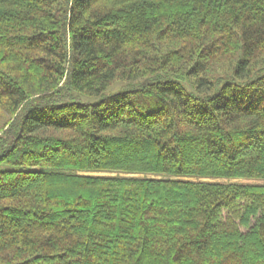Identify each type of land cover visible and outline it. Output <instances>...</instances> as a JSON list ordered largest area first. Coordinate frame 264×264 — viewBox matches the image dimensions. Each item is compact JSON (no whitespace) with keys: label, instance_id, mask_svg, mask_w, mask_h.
Instances as JSON below:
<instances>
[{"label":"trees","instance_id":"16d2710c","mask_svg":"<svg viewBox=\"0 0 264 264\" xmlns=\"http://www.w3.org/2000/svg\"><path fill=\"white\" fill-rule=\"evenodd\" d=\"M0 164V264H264V0H0Z\"/></svg>","mask_w":264,"mask_h":264},{"label":"rangeland","instance_id":"374dc122","mask_svg":"<svg viewBox=\"0 0 264 264\" xmlns=\"http://www.w3.org/2000/svg\"><path fill=\"white\" fill-rule=\"evenodd\" d=\"M79 97H80V100H82V101H88V100H90L89 98H87V97L84 96V95H80ZM10 168H12V167L9 166V165H6V164H0V170H7V169H10Z\"/></svg>","mask_w":264,"mask_h":264}]
</instances>
